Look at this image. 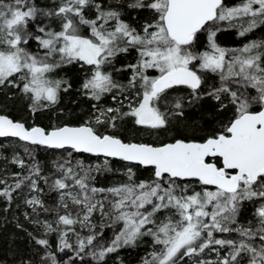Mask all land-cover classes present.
<instances>
[{"label": "snow or ice", "instance_id": "obj_1", "mask_svg": "<svg viewBox=\"0 0 264 264\" xmlns=\"http://www.w3.org/2000/svg\"><path fill=\"white\" fill-rule=\"evenodd\" d=\"M126 9L148 13L139 31L123 19ZM221 22L246 36L264 26V0H57L47 10L34 0H0V91L19 90L35 116L72 88L53 74L77 64L87 66L78 91L94 101L78 123L26 126L0 114V138L66 153L50 184L34 158L19 155L11 163L26 174L12 173L11 184L0 178L9 207L18 194L34 213L56 217L32 221L43 233L28 236L43 255L37 250L38 262L20 256L19 264H107L145 237L153 250L142 264H264V40L225 49L213 29ZM202 32L210 51L196 54ZM32 43L42 54L29 50ZM130 51L136 62L114 69L131 73L125 85L107 69ZM203 72L217 74L219 86L202 87ZM181 87L188 95L170 100ZM106 96L113 106L100 103ZM205 96L216 102L211 129L185 117ZM24 152L31 157L29 147ZM85 156L98 162L78 158ZM114 160L123 162L125 179L97 186L98 176L118 171ZM135 169L150 170V178L138 180ZM41 180L58 193L55 208L41 199ZM246 210L251 219L242 220ZM53 233L56 252L47 238Z\"/></svg>", "mask_w": 264, "mask_h": 264}, {"label": "trees", "instance_id": "obj_2", "mask_svg": "<svg viewBox=\"0 0 264 264\" xmlns=\"http://www.w3.org/2000/svg\"><path fill=\"white\" fill-rule=\"evenodd\" d=\"M36 5L40 8L47 10L52 7L57 0H34ZM113 0H106L107 4H111ZM229 5H235L241 3V0H226ZM148 16L147 12H137L132 9H126L123 19L130 23L137 30H140V24ZM44 19V23L50 24L51 27L55 28L56 24L52 21ZM238 27H230L227 23L221 26L216 33V40L219 44L230 47L238 48L242 47L244 44L256 40H264V26L255 29L253 32L248 33L246 36H239ZM205 33L199 34L200 38L194 42L193 51H198L203 46H205ZM30 51H35L36 53L42 54V50L38 45L32 43L29 46ZM137 59V54L135 51H130L127 54H120L113 61V66H110L112 74H120V77H116L117 82L121 84H127L128 79L131 75L129 71L117 72L114 69L123 68L127 64L135 63ZM87 74V66L85 68H80L79 65L73 64L62 69H58L55 74V78H64L71 82L72 88L67 93H61V102L54 109H44L37 112L35 116L29 110V101L25 99L17 89H4L0 91V113L7 114L15 120H20L25 122L27 126L32 124L48 126L50 124H60V123H78L84 119L91 112V105L94 101H91L80 94L78 91L80 84L83 82ZM115 75V76H116ZM205 79V85L209 91L215 86H219L221 83L217 74L205 72L203 74ZM188 90L181 87L180 89L174 91L172 96L169 97L171 100L175 96H187ZM104 106H113V101L110 96H106L101 102ZM216 102L211 99V97L205 96L198 104L192 107H186L185 117L188 124H198L204 128H214L217 125V113ZM227 113H220L219 117L224 118ZM127 128L131 129V125H126ZM132 138H140L144 140H150L148 136H138L137 131L130 130L126 133ZM199 135V134H198ZM27 146L32 150L31 157L28 153L24 152V147ZM14 155H19L21 158L30 162L34 158L41 166L42 175L49 177V184L51 180L59 175L55 172L54 162L62 160L66 157V153L63 150H53L46 149L43 146H32L26 145L25 142L19 141L13 138H0V178L6 179L9 184L13 183L12 173L24 172L26 174L27 170L20 169L17 165L11 163V158ZM76 155V154H74ZM84 158L86 163L98 162L93 157H78ZM114 169L118 170L114 173H105L103 176L97 177V186L107 187L116 183L122 182L125 177L122 173L125 171L123 162L112 161ZM136 178L138 180H146L150 178V170L145 169H135ZM5 185L0 184V188ZM40 188L44 191L41 193V199L44 201L45 206L49 208H55L59 203V195L56 192L49 191L48 185H46L43 180L40 181ZM25 192L27 190L25 189ZM35 194V193H33ZM16 197L11 206L9 207L7 201L0 197V261L3 264H19V257L23 256L25 258L31 257L35 262H38L40 255H43V250H39L38 246L35 245L34 241L30 239L28 233L33 235H41L43 230L39 225L34 224L32 221L39 220H55V213L43 212L38 210L34 213L30 207L23 203V197L14 194ZM251 206H249L250 209ZM7 209V211H5ZM27 214V218L26 215ZM245 218L251 219L250 210H246L244 215L241 217L242 220ZM94 220L99 222L98 217H94ZM22 225V227H17V225ZM111 235L110 230H105ZM83 234H87L86 231ZM52 244V251L56 252V245L58 241V234L53 233L47 237ZM37 250H39L40 255H37ZM153 250L152 242L149 237H145L143 242L140 243L136 248H124L121 249L118 254H113L108 258L107 264H142V258L149 255ZM64 253L57 252V258L64 256ZM119 256V260L116 256ZM66 258V257H65ZM211 258V256L209 257ZM94 264V262H90Z\"/></svg>", "mask_w": 264, "mask_h": 264}, {"label": "rangeland", "instance_id": "obj_3", "mask_svg": "<svg viewBox=\"0 0 264 264\" xmlns=\"http://www.w3.org/2000/svg\"><path fill=\"white\" fill-rule=\"evenodd\" d=\"M226 24V22H221V23H219L218 25H214L213 26V29L214 30H216V29H219L221 26H223V25H225ZM218 31V30H217ZM217 33V32H216ZM216 43H217V41H216ZM219 46H221V47H223V48H225V49H239V48H241V47H238V48H230V47H225V46H223V45H221V44H219V43H217ZM209 47L207 48V50H204V51H210V44L208 45ZM204 51H202L201 53H203ZM195 53H196V51H194ZM198 54H200V53H198ZM108 71H111L112 72V70L110 69V68H108L107 69ZM205 72H203V74H204ZM149 74H151V75H156V73H154V72H152L151 70H150V73ZM116 74H114L113 75V78L114 79H117L116 77H120V74H118V75H116ZM203 76V75H202ZM13 157V156H12ZM12 159V158H11Z\"/></svg>", "mask_w": 264, "mask_h": 264}, {"label": "flooded vegetation", "instance_id": "obj_4", "mask_svg": "<svg viewBox=\"0 0 264 264\" xmlns=\"http://www.w3.org/2000/svg\"><path fill=\"white\" fill-rule=\"evenodd\" d=\"M205 34V46H203L201 49H199L198 51H196V54H198V53H201L202 51H204V50H207V48L209 47L208 45H209V41H208V39H207V36H208V34L206 33V32H204ZM217 41V40H216ZM218 43V42H217ZM198 71H199V69H198ZM202 75H203V73H202Z\"/></svg>", "mask_w": 264, "mask_h": 264}, {"label": "water", "instance_id": "obj_5", "mask_svg": "<svg viewBox=\"0 0 264 264\" xmlns=\"http://www.w3.org/2000/svg\"><path fill=\"white\" fill-rule=\"evenodd\" d=\"M0 114H4V113H0ZM7 115V114H5ZM9 116V115H8ZM10 118H12L11 116H9ZM13 119V118H12ZM15 120V119H14ZM20 121V120H19ZM23 122V121H22ZM25 123V122H24ZM27 126V125H26ZM13 139H17V138H13Z\"/></svg>", "mask_w": 264, "mask_h": 264}]
</instances>
